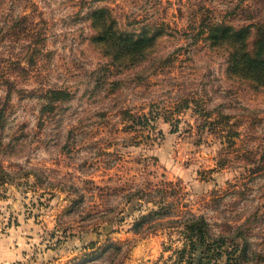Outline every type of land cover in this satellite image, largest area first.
<instances>
[{
    "label": "rangeland",
    "instance_id": "rangeland-1",
    "mask_svg": "<svg viewBox=\"0 0 264 264\" xmlns=\"http://www.w3.org/2000/svg\"><path fill=\"white\" fill-rule=\"evenodd\" d=\"M222 27L252 49L264 0H0V239L35 258L57 236L59 264H188L191 238V264H264V85ZM122 34L134 63L109 53Z\"/></svg>",
    "mask_w": 264,
    "mask_h": 264
},
{
    "label": "trees",
    "instance_id": "trees-1",
    "mask_svg": "<svg viewBox=\"0 0 264 264\" xmlns=\"http://www.w3.org/2000/svg\"><path fill=\"white\" fill-rule=\"evenodd\" d=\"M219 35L218 38L222 39V42H228L230 46V56L233 61L232 71L240 76L242 73L248 74L245 77H248L254 84L264 85V32H260V35L257 36L256 41L253 44V48H250V44L247 42L249 37L242 36L243 33L239 31L234 32L228 27H222L218 29ZM243 31V30H242ZM113 34H116L114 30L110 27L109 30L107 28L103 29V35H109L104 38V40H108ZM243 39V40H242ZM141 41L132 42L122 34L112 47L110 45L109 53L111 54L113 59L116 60H125L130 62H136V58L141 56L140 52ZM191 247L188 264L192 263V253L196 252V242L194 243L193 239H190ZM201 241V239H200ZM207 251L210 249L207 247L206 251H203V254L206 255ZM181 261V260H180ZM232 260L225 259L224 264H231ZM220 264V263H218Z\"/></svg>",
    "mask_w": 264,
    "mask_h": 264
},
{
    "label": "crops",
    "instance_id": "crops-1",
    "mask_svg": "<svg viewBox=\"0 0 264 264\" xmlns=\"http://www.w3.org/2000/svg\"><path fill=\"white\" fill-rule=\"evenodd\" d=\"M44 242V248L32 258V251H29L31 245L28 246L26 237L9 232L0 239V264H59L63 254L59 252L62 247L58 237H45Z\"/></svg>",
    "mask_w": 264,
    "mask_h": 264
}]
</instances>
